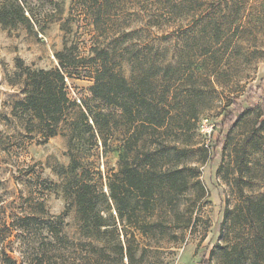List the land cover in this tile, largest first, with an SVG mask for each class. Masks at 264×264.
Masks as SVG:
<instances>
[{
	"label": "rangeland",
	"instance_id": "374dc122",
	"mask_svg": "<svg viewBox=\"0 0 264 264\" xmlns=\"http://www.w3.org/2000/svg\"><path fill=\"white\" fill-rule=\"evenodd\" d=\"M119 1L120 15L113 17L111 29L102 33L93 24L86 0H0L1 13L17 16L21 8L29 20L16 27L0 25V227L28 210L30 198L43 202L50 215L62 214L71 204L66 179L72 177L66 170L73 158L79 161L77 175L84 173L85 179L109 194V179L118 173L119 161L125 157L126 127L119 110L93 99L90 88L96 66L89 60L94 48L110 45L116 49V70L128 80L132 61L145 69L149 62L169 63L174 68L177 88L172 92L177 100L173 111L184 117L176 128L191 131L185 137L189 142L186 167L193 169L190 189L179 197V211L161 203L153 217L155 232L139 239L160 249L159 264L216 262L218 254L213 256V252L226 234V211L239 207L245 198L264 194V0H247V18L229 31L234 40L239 38L216 74L207 80L199 66L192 78L181 83L179 69L186 64L190 27L197 26L199 36L202 24L193 23L188 9H174L168 0ZM157 20L161 23L155 26ZM124 30L131 36L117 41ZM65 48L86 60L67 69L69 98L89 115L90 124L92 113L111 114L109 126L102 131L106 143L98 135L91 141L86 134L83 142L72 146L70 123L62 124L59 135L44 143L37 127L28 130L25 115H14V103L24 96L20 83L9 82L17 72L16 60L35 70H51L59 67L55 56ZM259 86L261 90L244 103L245 111L235 126L222 129L225 116L237 114L233 103L243 101L251 88ZM68 119L72 122L76 116ZM80 129L85 130L83 126ZM69 208L63 231L71 240H82L76 207ZM25 248L17 233L0 244V252L5 250L20 264Z\"/></svg>",
	"mask_w": 264,
	"mask_h": 264
},
{
	"label": "trees",
	"instance_id": "16d2710c",
	"mask_svg": "<svg viewBox=\"0 0 264 264\" xmlns=\"http://www.w3.org/2000/svg\"><path fill=\"white\" fill-rule=\"evenodd\" d=\"M168 5L186 11L193 23L200 22L201 35L196 36L197 26L190 27L186 64L179 69L181 79L192 78L196 68H204L205 79L210 80L228 59L238 38L229 34L235 23L247 18V0H168ZM119 0H86L88 13L97 31L107 33L113 17L120 15ZM29 22L24 11L16 14L0 12V25L16 27ZM160 20L154 25H160ZM238 24V26H239ZM131 36L125 30L118 34ZM236 41V42H235ZM89 60L96 66L94 84L90 92L94 100L104 107L120 111L125 123V157L119 161V171L109 179V194L83 174L77 175L79 161L73 158L66 174L68 196L71 204L59 216H52L45 204L30 198L28 210L14 215L10 225L0 227V244L17 233L22 245L21 264H159V248L144 244L139 236L153 234L155 211L167 202L172 210L179 211V197L191 186L190 171L186 167L190 135L187 128H176L184 120L175 114L176 94H173L174 68L166 63L145 69L140 62L132 61V76L128 80L114 65L116 49L99 45ZM59 67L51 70H35L16 60L17 72L10 78V85L21 84L23 98L14 103V115L27 117V128L37 127L46 143L59 135L62 124L70 123L71 145L80 144L88 134L89 140L98 135L104 143L103 129L109 126L111 114L92 112V124L86 114L73 102L66 90L67 69L86 60L65 48L56 54ZM220 66V67H219ZM183 70V72H182ZM184 74V77H183ZM251 88L241 102H234V111L225 116L221 128L231 130L245 111L256 91ZM264 117V98L261 105ZM70 115L76 119L69 120ZM192 117L185 120L191 123ZM196 119V118H195ZM84 127V131L80 127ZM258 127L262 124L257 123ZM74 143V144H73ZM115 214L112 212V204ZM70 206L76 207L78 229L84 238L71 240L63 231ZM223 227L226 234L218 248L216 262L204 260L202 264H264V194L245 198L239 207L227 210ZM121 237L124 239L122 240ZM0 264H20L5 250L0 252Z\"/></svg>",
	"mask_w": 264,
	"mask_h": 264
}]
</instances>
